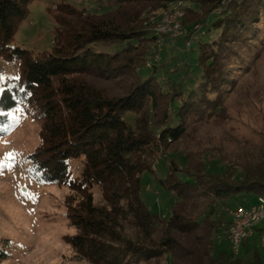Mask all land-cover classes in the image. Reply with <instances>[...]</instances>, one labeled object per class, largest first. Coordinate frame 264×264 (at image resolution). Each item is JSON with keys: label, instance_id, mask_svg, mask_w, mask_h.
<instances>
[{"label": "trees", "instance_id": "1", "mask_svg": "<svg viewBox=\"0 0 264 264\" xmlns=\"http://www.w3.org/2000/svg\"><path fill=\"white\" fill-rule=\"evenodd\" d=\"M34 1L0 0V58L19 71L18 79L1 83L0 125L28 93L42 106L43 145L30 157L31 173L70 189L66 218L75 233L65 240L75 258L146 264L171 253L168 264H264L258 233L235 254L217 235L223 219H211L216 210L224 213L222 204L234 209L248 196H264V135L240 139L231 129L235 154L210 163L190 153L183 166L168 158L165 176L155 179L175 196L168 216L141 197L142 174L155 172L158 154L229 114L228 98L264 50V0H189L199 4L186 6L183 23L196 56L184 59L186 72L175 78L147 66L155 37L142 16L184 0H100V15L63 0L50 8L54 43L37 53L11 44ZM97 80H122L125 93ZM8 256L0 247V262Z\"/></svg>", "mask_w": 264, "mask_h": 264}, {"label": "rangeland", "instance_id": "2", "mask_svg": "<svg viewBox=\"0 0 264 264\" xmlns=\"http://www.w3.org/2000/svg\"><path fill=\"white\" fill-rule=\"evenodd\" d=\"M63 0H36L30 5L29 13L20 25L11 42L34 53L51 49L54 43L57 21L55 12L50 8ZM79 10L101 12L100 0H64ZM199 4L183 1L169 3L166 8L147 9L143 12V25L147 27L155 41L150 44L147 54V66H162L163 77H181L185 60L189 55L191 61L196 52L191 51L195 44L193 37L188 38V30L184 26L186 6L198 7ZM174 6L183 9L182 16L176 14ZM63 15V14H60ZM195 29H200L196 26ZM203 33L202 31H200ZM204 34V33H203ZM202 35L199 32L196 36ZM16 63L0 58V86L6 77H17ZM98 86H106L115 94H123L124 82L96 81ZM1 89V88H0ZM29 94V93H28ZM30 96L29 101L26 99ZM36 98L28 95L19 106L10 112L12 120L0 125V240L1 249L9 256L0 264H94L86 260H78L65 236L75 231L69 227L66 218V199L71 191L60 183H43L35 179L31 173V155H35L43 145L42 106ZM225 118L220 122L201 125L187 132L181 142L172 143L165 154H158L154 161L155 172L142 174L141 197L145 204L161 216H168L175 200L173 193L165 191L155 184L157 177H164L168 170V158L185 165L186 155L193 154L196 159L214 162L220 157L230 156L238 149L239 142L231 135V129L241 139L264 132V50L253 70L241 78L237 90L232 93L226 103ZM19 109V110H17ZM11 153V157L7 154ZM39 154L36 155V157ZM167 157V160H166ZM226 165H229L223 161ZM75 170H80L76 164ZM236 171L239 168L232 166ZM96 190V199H100ZM258 195L243 199L245 205L255 202ZM219 210L211 215V219H223L219 238L225 236L226 226L231 219L232 208L222 204ZM218 208V207H216ZM6 239L7 242H4ZM259 247V246H258ZM264 252V250H261ZM171 253L162 259L151 260L146 264H168Z\"/></svg>", "mask_w": 264, "mask_h": 264}, {"label": "built area", "instance_id": "3", "mask_svg": "<svg viewBox=\"0 0 264 264\" xmlns=\"http://www.w3.org/2000/svg\"><path fill=\"white\" fill-rule=\"evenodd\" d=\"M178 2H172V4ZM174 8L177 16H182L183 9L178 6ZM257 233L259 234V245L264 249V196H258L253 203L239 205L232 209L231 222L225 229V237L235 254L240 252L245 240Z\"/></svg>", "mask_w": 264, "mask_h": 264}, {"label": "snow or ice", "instance_id": "4", "mask_svg": "<svg viewBox=\"0 0 264 264\" xmlns=\"http://www.w3.org/2000/svg\"><path fill=\"white\" fill-rule=\"evenodd\" d=\"M0 79H2V77H0ZM16 79H18V77H16ZM23 90V89H22ZM3 91V89H0V92H2ZM29 95H30V93H29ZM17 110H19V109H17ZM2 115H6V113H4V112H0V116H2ZM8 155V157H11V153H9V154H7ZM3 167V165H0V168H2Z\"/></svg>", "mask_w": 264, "mask_h": 264}]
</instances>
